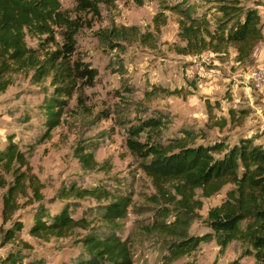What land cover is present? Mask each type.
<instances>
[{"label":"rangeland","instance_id":"1","mask_svg":"<svg viewBox=\"0 0 264 264\" xmlns=\"http://www.w3.org/2000/svg\"><path fill=\"white\" fill-rule=\"evenodd\" d=\"M59 1L62 12L76 25L71 60L89 65L97 75L92 85L85 79L77 82L59 125L42 142L46 127L40 106L52 95L50 79L34 84L31 71L6 76L8 86L0 93V148L8 136H14L26 152L30 172L25 194L16 197L10 215L4 210L3 196L12 177L3 176L7 186L0 187V260L18 251L26 257L24 262L71 264L82 252L79 239L85 232L77 229L61 238L30 235L36 207L41 204L52 214L67 207L72 217H85L98 227L99 207L119 201L127 213L120 235L131 243L132 264H159L163 250L157 237L140 229L150 223L155 189L127 147L128 131L140 121L155 118L163 122V142L188 131L197 136V143L223 140L233 144L250 137L263 143L264 39L243 63L236 62L232 47L194 56L181 51L178 15L162 10V5L179 0H139L140 5L136 0H90L96 11L81 7L76 0ZM188 1L204 8L212 0ZM252 1L261 3L256 8L264 36V0ZM160 11L165 22L157 28L154 17ZM111 30L124 33L125 40L115 39L123 52L111 50L99 39L100 33ZM64 31L55 28L48 42L45 37L27 38V46L39 55L51 53L62 45ZM80 148L82 154H93L91 169L79 162ZM230 188L226 185L207 199L196 192L202 207L190 234L210 231L203 220ZM36 190L41 202L35 199ZM124 195H130V200L121 198ZM14 222L22 223V230L14 240L4 242L3 233ZM242 250L232 242L222 252L212 241L171 264H229L234 260L254 264L252 257L242 256Z\"/></svg>","mask_w":264,"mask_h":264},{"label":"trees","instance_id":"2","mask_svg":"<svg viewBox=\"0 0 264 264\" xmlns=\"http://www.w3.org/2000/svg\"><path fill=\"white\" fill-rule=\"evenodd\" d=\"M76 1L81 7L97 10L90 0ZM207 4L203 8L188 0H179L173 5H162V10L179 17L178 38L184 43L181 51L198 56L232 47L236 62L249 61L256 45L264 39L256 8L261 3L212 0ZM154 22L157 28L164 24L162 11L154 17ZM75 26L62 12L59 0H0V93L8 86L6 76L21 71H31L34 84L50 79L53 89L52 95L40 106L46 127L40 142L59 125L77 82L85 79L92 85L97 75L89 65L71 60ZM55 28L65 29L63 43L55 51L39 55L27 46V38L45 37L44 42L52 41ZM99 37L111 50L117 48L123 52L115 42V39L125 40L122 31L103 32ZM162 126L160 119L140 121L136 127H130L127 141L129 151L139 159L140 168L155 189V204L149 210L150 223L140 229L157 237L163 250L159 264H171L190 256L202 244L212 241L222 252L232 242L239 243L243 247L242 256L252 257L254 264H264V142L257 143L256 137H250L233 144L223 140L197 143V136L188 131L163 142ZM79 150V162L91 169L95 164L93 154H82L83 149ZM21 169L24 171L19 172ZM28 172L26 152L14 136H8L0 148V187L7 186L3 176L10 175L12 185L8 184L3 196L4 210L9 215L16 197L25 194ZM226 185L231 188L224 200L209 209L203 220L210 231L199 236L190 234L191 225L200 219L198 211L202 207L196 192L200 191V198L207 199ZM34 194L36 201L41 202L37 190ZM121 198L130 200V195ZM126 218V210L119 201L99 207L98 227L85 217H72L67 207L52 214L39 204L33 213L29 234L61 238L77 229L83 230L85 234L79 239L82 252L71 264H132L131 243L120 235ZM22 227V223L14 222L3 233V241L14 240ZM25 259L18 251L11 252L0 264H40L39 261L24 262ZM229 264L241 263L234 260Z\"/></svg>","mask_w":264,"mask_h":264},{"label":"built area","instance_id":"3","mask_svg":"<svg viewBox=\"0 0 264 264\" xmlns=\"http://www.w3.org/2000/svg\"><path fill=\"white\" fill-rule=\"evenodd\" d=\"M259 79V78H258Z\"/></svg>","mask_w":264,"mask_h":264}]
</instances>
